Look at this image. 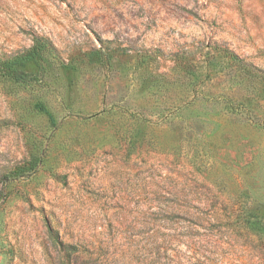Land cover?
I'll use <instances>...</instances> for the list:
<instances>
[{"label":"rangeland","instance_id":"obj_1","mask_svg":"<svg viewBox=\"0 0 264 264\" xmlns=\"http://www.w3.org/2000/svg\"><path fill=\"white\" fill-rule=\"evenodd\" d=\"M33 36L77 69L0 75V264H264V83L217 56L264 70V0H0Z\"/></svg>","mask_w":264,"mask_h":264},{"label":"trees","instance_id":"obj_2","mask_svg":"<svg viewBox=\"0 0 264 264\" xmlns=\"http://www.w3.org/2000/svg\"><path fill=\"white\" fill-rule=\"evenodd\" d=\"M83 56L89 60H97L103 65L109 63V56L100 53V50L87 51ZM217 56H219L220 60L228 67H232L235 71L244 76L257 79L264 83V70L257 69L251 64L246 63L231 50L222 47L218 48ZM51 58L54 59L53 62L58 64L59 69L66 74L73 73L77 69L78 61L73 58L67 60V62L58 59L53 47L50 46L46 40L33 36L32 44L23 52L7 57H0V75L21 84L39 82L43 79V71ZM182 60H178L180 64L190 66V75H196L198 70L196 62L194 63L190 60V65H187L188 63H183ZM34 107L46 115L52 128L57 127V122L48 108L42 103H35ZM40 163L41 157H30L23 164L17 165L5 174L3 176V184L11 180L29 176L36 171Z\"/></svg>","mask_w":264,"mask_h":264}]
</instances>
